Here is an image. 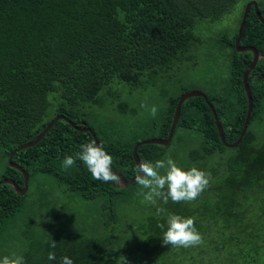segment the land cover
I'll return each mask as SVG.
<instances>
[{"label": "trees", "instance_id": "1", "mask_svg": "<svg viewBox=\"0 0 264 264\" xmlns=\"http://www.w3.org/2000/svg\"><path fill=\"white\" fill-rule=\"evenodd\" d=\"M244 1L0 0V180L10 179L22 187V176L7 168L6 158L19 145L31 142L53 117L63 116L74 126L84 123L93 132L83 106L100 104L116 84L140 86L144 71L173 68L200 41L196 30L205 23L232 15L238 27L249 2L243 5ZM255 3L264 19L263 6ZM236 32L211 39L217 51L229 49L219 91L190 89L206 100L190 98L182 103L169 144L136 149L139 162H155L176 143L182 152L176 159L179 167L197 166L211 175L209 187L196 200L167 204L158 200L151 214L142 216L133 228L122 227L119 214L137 200L136 182L120 189L95 180L79 159L65 171V156L79 152L92 139L59 120L36 145L11 158L23 169L27 190L19 197L0 185V258L17 254L25 264H60L68 256L74 264H117L122 255L127 264H264V25L252 7L238 45L253 48L258 59L247 76L250 117L235 148L220 143L207 106L214 110L225 143H234L247 105L241 78L252 59L250 52H235ZM182 93L167 98L166 108L154 122L157 139L166 138ZM93 134L112 156L113 171L124 181L137 175L131 152L141 141L117 136L106 141ZM36 175H47L62 192L96 204L100 218L92 228L101 230V241L70 215L48 219L42 234L14 232L22 218L27 221L28 211L36 210L35 201H27L29 183ZM170 214L193 217L203 243L189 248L163 245ZM34 221L38 226L39 221ZM161 223L165 229L157 226ZM119 229L125 234L117 240L119 252L113 255L110 245ZM15 239L23 244L11 250ZM50 251L55 252L53 261L47 258Z\"/></svg>", "mask_w": 264, "mask_h": 264}, {"label": "rangeland", "instance_id": "2", "mask_svg": "<svg viewBox=\"0 0 264 264\" xmlns=\"http://www.w3.org/2000/svg\"><path fill=\"white\" fill-rule=\"evenodd\" d=\"M247 1H259L264 8V0H246L243 5ZM233 18L232 15H225L221 21L213 24L205 23L204 27L197 29L199 32L197 30L196 32L200 41L195 44L190 54H187L185 59L175 64L173 68L166 71L155 70L154 73L144 71L140 78V86L130 87L126 83L116 84L109 95H103L105 98L101 99L100 104L83 106L81 111L93 132L98 137H105L106 141L114 140L116 136L124 140L135 139L138 142L157 139L158 134L154 122L166 108L168 97L177 96L182 92L181 95H183L194 88L219 91L222 85L221 81L226 76V58L229 49L217 51L211 39L224 35L230 37L237 29V22H234ZM141 105H147V109L155 105L158 108L157 115L153 118L150 111L142 108ZM263 115L264 99L261 118ZM257 128L258 130L262 129L260 126ZM260 134L262 135L263 132ZM173 141L176 142V140ZM166 150L163 159L171 156L176 162V159L182 154L176 143H171ZM134 191L147 190L141 189V186L137 184ZM27 201H35L37 206L34 208L36 210L35 212L28 211L27 221L24 218L22 221L18 220L20 223L17 224L14 232L27 230L31 233L42 234L47 230L45 222L48 219H52L53 216L70 215L77 219L81 228L90 229L94 234L93 237L101 241V230H97L96 227L92 228L93 221L100 218L96 211V204L83 202L62 192V188L56 186L47 175L33 177L28 186ZM124 207L125 209L119 214L121 217L120 225L131 229L141 221L142 216L146 213L151 214L154 205L146 202L142 196L137 194V200L132 205H125ZM146 207L149 209L146 210ZM34 220L39 221L38 226ZM124 234L123 229H119V232L115 234L112 245H110L113 255L119 252L117 240ZM22 241L21 239L19 242L16 239L13 240L10 244L13 247L10 249L17 248V245L20 248L23 244Z\"/></svg>", "mask_w": 264, "mask_h": 264}, {"label": "clouds", "instance_id": "3", "mask_svg": "<svg viewBox=\"0 0 264 264\" xmlns=\"http://www.w3.org/2000/svg\"><path fill=\"white\" fill-rule=\"evenodd\" d=\"M141 107L149 110L153 118L158 113L155 105L150 109H147V105ZM77 159L86 166L93 179L103 183H120V177L112 169L113 158L105 151L102 144H97L94 140L89 141L79 152L65 156L62 168L67 171L75 165ZM136 172V184L141 186V189L147 190L139 192L138 195L152 205H156L158 200L164 204L169 200L173 203L194 201L209 187L211 180L209 172L197 166L185 170L179 167L171 156L155 162L142 160L137 164ZM166 224L162 237L163 245L189 248L203 243V237L195 227L193 217L170 214ZM157 226L165 229L163 223ZM50 246L54 249L56 241L52 239ZM47 258L49 261L55 260V252L50 251ZM0 264H25V260L22 255L11 254L0 258ZM60 264H74V262L68 256H63ZM117 264H127L126 258L119 256Z\"/></svg>", "mask_w": 264, "mask_h": 264}, {"label": "water", "instance_id": "4", "mask_svg": "<svg viewBox=\"0 0 264 264\" xmlns=\"http://www.w3.org/2000/svg\"><path fill=\"white\" fill-rule=\"evenodd\" d=\"M251 7H252V10H253L254 15H255L256 19L258 20V22L260 24L264 25V19L258 13L256 3L254 1L247 2L244 5V8L242 10V15H241V18H240L239 25L237 27L236 38L234 40L233 47H234V50H235L236 53L250 52L251 55H252V59H251L250 63L248 64L247 68L245 69V71L243 72L242 78H241L242 87H243V91H244V95H245V99H246L247 105H246V113H245V117H244V121H243L241 132H240L237 140L234 143H232V144L225 143L224 138H223V134H222V129H221V126L219 124V121L217 120V118L215 116L213 108L211 107V105L209 103H207V106H208V108H209V110L211 112V115H212V118H213V121H214V125H215V128H216L217 135H218L220 143L224 147L231 148V149L235 148L239 144L242 136L244 135L245 130H246V126H247V123H248V120H249V117H250L251 107H252V99H251V95H250V90H249V88L247 86V76H248L249 72L253 69V67L255 66L256 62H257V53L251 47H240L238 45L239 44V40H240L241 35H242V29L244 27V23H245V19H246L248 10ZM190 98H202L203 100H206L205 96L202 93L197 92V91H190V92H187V93L181 95L178 98V100L176 102V105L174 107L173 114H172V119H171V122H170V125H169V129H168L166 138H164V139L144 140V141H141V142H139V143H137V144H135L133 146L132 152H131V156H132V160H133L135 166H137V164L139 163L138 158L136 156V149H137L138 146L146 145V144H152V145H156V146H160V147H166L169 144V142L171 140V137H172V133H173L174 127H175V125L177 123V120H178L180 106L182 105V103L184 101H186L187 99H190ZM59 120L64 121L66 124H68L72 129H74L77 132H82V133L87 132V133H89L91 139L94 140L97 143L93 132L88 127H86L84 125V123H80L79 126H74L73 123H71L65 117L60 116V115L59 116H55L45 125V127L42 129V131L40 133H38L36 135V137L31 142L19 145L17 148H15L13 151H11L9 153L8 157L6 158V166H7V168L18 172L22 176V188H18V186L10 179H1L0 180V185H6V186L10 187L12 189L13 193L16 196H19V197L23 196L26 193L27 177H26V175H25V173H24V171H23V169L21 167H19L18 165H16V164L11 162V158L14 155V153H16L18 151H21L23 149H27V148L33 147L34 145H36L40 141V139L47 133V131L52 127V125L56 121H59ZM114 172L120 177V183L119 184H114L115 188L124 189L128 185H131V184L135 183V176L130 178L127 181H124L121 178L119 173H117L116 171H114Z\"/></svg>", "mask_w": 264, "mask_h": 264}, {"label": "flooded vegetation", "instance_id": "5", "mask_svg": "<svg viewBox=\"0 0 264 264\" xmlns=\"http://www.w3.org/2000/svg\"><path fill=\"white\" fill-rule=\"evenodd\" d=\"M257 59H258V57H257ZM22 188V187H21Z\"/></svg>", "mask_w": 264, "mask_h": 264}]
</instances>
